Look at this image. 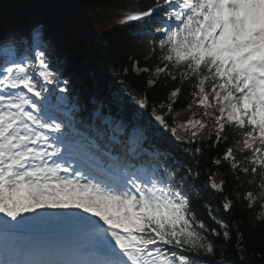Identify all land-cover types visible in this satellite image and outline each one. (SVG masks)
<instances>
[{
    "label": "snow or ice",
    "instance_id": "1",
    "mask_svg": "<svg viewBox=\"0 0 264 264\" xmlns=\"http://www.w3.org/2000/svg\"><path fill=\"white\" fill-rule=\"evenodd\" d=\"M119 22L149 41L154 77L184 86L151 113L123 88L115 114L95 96L71 97L43 26L0 20V264H234V229L244 247L240 222L226 219L233 201L264 223V0H150ZM131 70L150 71L135 59ZM186 88L203 112L182 136L171 110ZM205 133L211 147L228 145L211 164L236 181L226 192L205 172L219 197L203 205L211 224L193 207Z\"/></svg>",
    "mask_w": 264,
    "mask_h": 264
},
{
    "label": "trees",
    "instance_id": "2",
    "mask_svg": "<svg viewBox=\"0 0 264 264\" xmlns=\"http://www.w3.org/2000/svg\"><path fill=\"white\" fill-rule=\"evenodd\" d=\"M148 3L150 0H0V20L14 21L22 28H27L28 25L33 24L30 22L33 19L50 25L55 31L66 30L63 36L47 37L54 45V55L67 61L64 74L71 79L72 92L77 93L81 102H87L90 97L107 90L111 92L113 98V91L123 88L127 95L146 96L149 104L147 112L151 113L159 104L169 103L170 90L184 86L179 82L166 81L163 77H154L151 69L156 60L148 51L149 41L132 34L135 31V25H122L119 22L123 11L143 8ZM71 12L78 16L85 33L79 31L73 24ZM133 59L138 62L140 68L148 67L150 71L137 75L131 70ZM124 68L129 69L126 74H123ZM153 79L157 82L149 87L148 84ZM190 91L191 88H186L185 94L179 97L171 110L173 118L171 123L177 126L178 133L182 136L184 129L179 125H185L188 118L201 117L203 112V109L195 104L188 106L192 102L186 93ZM113 104L119 108L116 101L113 100ZM122 112L131 118L129 103H125ZM184 138L187 139V136ZM199 146L203 149L202 157L195 156L193 160L199 162L200 176L195 183L201 186L198 189L201 198L193 201V207L201 219L211 224L203 205L208 202L215 205L219 197L204 187L208 180L205 172L208 170L218 172L216 180H225L229 184V187L225 188L226 192L235 191L236 181L229 174L227 165L216 169L211 164L212 157L222 153L228 145L211 147L205 133L204 143ZM173 151L185 166H192V163L185 159L178 149L174 148ZM256 183H259L258 179ZM244 190L243 187L240 188V192ZM233 203L235 205L233 216L226 219L230 222H240L239 231L243 234L244 251L241 254L237 253L234 229L233 239L227 244L226 255L234 264H239L240 255H243L244 264H264V223L257 222L253 211L244 210L245 205L240 200H234ZM216 243L219 246L223 242L217 240Z\"/></svg>",
    "mask_w": 264,
    "mask_h": 264
}]
</instances>
